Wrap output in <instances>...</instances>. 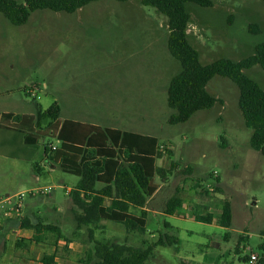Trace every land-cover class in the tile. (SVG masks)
Returning <instances> with one entry per match:
<instances>
[{
	"label": "rangeland",
	"instance_id": "1",
	"mask_svg": "<svg viewBox=\"0 0 264 264\" xmlns=\"http://www.w3.org/2000/svg\"><path fill=\"white\" fill-rule=\"evenodd\" d=\"M187 8L191 14L189 37L203 65L222 58L241 61L264 42V1L216 0L213 8L194 4ZM82 10L74 14L38 11L21 27L0 14V112L31 111L34 99L22 89L39 87V104L48 109L58 101L63 118L154 136L161 147L173 149L171 161L181 168L191 166L192 172H179L172 179L179 182L193 174L188 183L205 182L191 198L193 206L209 203L216 210L225 200L231 203L230 228L182 220V228L193 233L179 235L180 252L174 246L159 247L148 264L199 261L206 253L204 245L215 242L224 253L219 264H250L245 258L252 254L264 259L260 247L264 245V156L251 145L253 131L239 108V88L227 78L215 77L208 90L221 103L196 113L187 123L172 125L168 87L181 66L168 49V18L144 7L141 0H101ZM251 24H259L263 34H252ZM245 73L264 89V69L257 66ZM161 164L158 160L157 165ZM215 172L221 192L206 195V184L218 185ZM156 178L158 183L162 180ZM78 181L77 176L47 160L43 149L33 162L0 155V199L40 187L53 188L49 195H28L24 204L30 210L34 207L43 222L61 228L64 240L53 248L57 264H78L95 240L149 246L145 243L149 236L128 233L112 222H104L94 239L88 228L77 232L66 192ZM160 195L167 199L173 192L164 189ZM51 208H60L61 214L49 212ZM152 221L149 230L159 229L158 222L162 228L164 222H175L160 216ZM41 236L55 242V234ZM240 238L245 239L238 248ZM44 254L41 250V260Z\"/></svg>",
	"mask_w": 264,
	"mask_h": 264
},
{
	"label": "trees",
	"instance_id": "2",
	"mask_svg": "<svg viewBox=\"0 0 264 264\" xmlns=\"http://www.w3.org/2000/svg\"><path fill=\"white\" fill-rule=\"evenodd\" d=\"M98 1L100 0H25L20 3L17 0H0V14L12 25L20 27L26 25L35 12L49 10L74 14ZM115 1L124 3L128 0ZM215 1L141 0L143 6L153 8L168 18V49L181 66L180 73L170 81L168 87V106L174 112L169 123H187L196 113L211 110L221 103L219 98L209 92L208 85L217 76L227 78L239 88V108L246 126L253 131L251 145L264 156V89L245 73L246 70L257 66L264 69V42L256 46L253 55L241 61L222 58L209 65H203L199 51L189 39L191 14L187 6L194 4L201 8H213ZM249 30L255 35L263 34L259 24H251ZM60 116L61 107L57 102L48 109H43L36 103V117L3 115L0 119V155L14 150L6 148L2 143V138L7 136V132L25 136L26 140L34 142L31 154L24 155L22 150L17 152L21 157H25L22 158L25 160L32 159L38 142L44 140L47 160L56 162L65 173L80 178L70 193L75 206L73 214L76 231L88 228L91 238L94 239L95 231L102 228L104 221H109L122 225L128 233L145 235L147 213L141 209L146 207L158 189L154 181L155 174L165 179L168 173L164 168L156 167V157L164 154L157 147V141L136 140L134 149L130 141L133 136L130 134L122 135L113 130L102 133L95 127L62 121ZM35 119L38 130L33 126ZM25 121L30 122V127H26ZM57 133L59 148L53 152L49 146L54 143ZM95 133L97 135H94ZM109 142L110 146L107 145ZM87 148L91 150L87 151ZM165 152L171 154L169 150ZM35 169L38 170V166H35ZM216 181V191L220 192L219 178ZM200 182L197 183V188H203ZM203 193L210 195L211 192L203 189ZM182 205L183 200L178 195L174 196L165 204L164 213L175 215L179 213ZM136 210H140V213L137 214ZM221 211L217 217L219 226L230 228L233 223V211L228 200L221 203ZM193 217L196 221L207 224L214 221L212 214H203L198 209L194 211ZM20 222L24 228L33 227L36 230L38 242L44 241L41 235L47 232L55 234L56 240L64 237L57 225L47 224L42 220L36 226H33L29 219H21ZM179 243L177 237L164 232H160L158 241L149 243L147 248L127 242L95 240L93 248L78 264H148L157 248L172 247ZM260 247L264 250V245ZM245 260L249 261V258L246 257ZM42 262L56 264V255H45ZM259 262L264 264V259Z\"/></svg>",
	"mask_w": 264,
	"mask_h": 264
},
{
	"label": "crops",
	"instance_id": "3",
	"mask_svg": "<svg viewBox=\"0 0 264 264\" xmlns=\"http://www.w3.org/2000/svg\"><path fill=\"white\" fill-rule=\"evenodd\" d=\"M221 1H225V0H221ZM82 9H80L81 11L80 10H78V11L82 12L83 11ZM189 32L190 31L188 29V35H189ZM189 39H190V37H189ZM192 45H193V43H192ZM37 88H39V87H25L22 89V93H24L26 96H31L34 99V106H33V109L31 111L7 109V110L0 112V119L2 118L3 115H12L14 117H17V116H33V117H36V103L39 104L38 101L41 100V96L37 93ZM30 91H32V92H30ZM57 103L59 104L58 101H57ZM41 107H42V105H41ZM62 113H63V111L61 108L60 118L62 121L68 120V121L75 122L77 124H81L85 127H89V128L95 127V128H98L102 133L106 132L107 130H113V131H119L122 135L130 134L133 136L132 140H130V141H132L131 145L134 147V149H135V141L136 140L142 141L141 139H143L146 141L148 139H155L157 141V147L159 149H161L162 152H164L165 146L161 147L160 144L158 143L157 138L154 136L143 135V134H138V133H130L128 131L119 129L117 127H103V126L98 125V124H92V123L82 121L79 119H75V118H63ZM24 123L26 124L27 128L30 127V122L25 121ZM33 126L35 127L36 130H38L39 127L36 126V119L33 121ZM94 135H97V134L95 133ZM122 138H123V136H122ZM43 141L38 142V148L36 149L35 155L32 157V159L31 160H25V159H22L25 157H21L22 155L17 153V152H20L22 150V152H24V155L31 154L33 151L34 142L32 140H26L25 136L7 132V136L5 135L2 138V143L5 145L6 148H12V149L18 150V151L13 150L11 152L3 153V155H1V156L9 158V159H14V160L33 162V160L35 159V157L39 153L40 149L44 150ZM107 145L110 146V142H109V144L107 143ZM92 148H96V147H92ZM90 150H91V148H87V151H90ZM116 150L118 152V148ZM165 150L170 151V153H171V154H169L170 157L167 158L165 156V154H163L161 157H156V167L157 168H164L168 172L167 176L165 177V179H162L158 183V181L156 180L157 179L156 176L158 174H155L154 181L158 185V189L154 193V195L149 199L146 207L144 209H141L147 213V217L145 220L147 232L145 235L149 236L148 237L149 239L146 238V240H145L146 243L157 242L159 239V233L160 232L168 233L170 236H175L178 239H179V235L182 232H186L188 234L193 233L190 230L182 228V226L180 225V221H182V220L188 221L190 219L196 221L193 217V213L196 209L201 211V213H203V214H206L207 212L212 214L214 216V221L208 225H214V226H219V224L217 222V217L222 212L221 211V203L218 204V207L216 208V210L214 207L210 206L209 203H203L204 205L203 204H201V205L195 204L193 206V201H191V198H193L196 195L195 193H197L196 191H198L197 183L200 181H194V182L189 181V183H188V179L193 174L190 177L185 178L179 182L174 181L172 179V178H174V175H177V173L182 172V171L191 173L192 168H191V166H186L185 168H181L179 163H177L175 161H173V162L171 161L172 156H174L173 149L166 148ZM45 158H46V156H45ZM158 160H160L162 162L161 167H159L157 165ZM168 165L170 166V168L166 169L165 166H168ZM79 180H80V178H79ZM202 183H205V182L201 180L200 184H202ZM220 186H221V181L219 183V188H220ZM75 187H71V188L67 189L66 193L70 198H71L70 193ZM44 188H46V187H44ZM40 189H41V187H40ZM164 189H169V191L171 190L173 192V195L169 196L167 199H163L161 197L160 193ZM18 193H21V192H18ZM18 193H16V194H18ZM177 195L183 200L182 208L179 211V213H177L175 215H167L166 213H164V210H163L164 206L172 197L177 196ZM218 201L220 202V200H217V202ZM108 204H110L109 200H108ZM74 209H75V206H74L72 198H71V207H70L69 213L73 214ZM182 210H183V212H182ZM61 211L62 210L60 208L49 209V212H54L56 214H61ZM215 211H217V215H216ZM136 213L139 214L140 210H136ZM0 216H2L1 211H0ZM158 216L170 217L173 220H175V222L174 223L164 222L162 224L163 228L161 227V224L158 222L157 224L160 226L159 229L149 230L148 229L149 223L153 222L152 220H154L155 218H158ZM21 219H23V220L29 219L33 226L38 225V223L41 221L40 213L39 212L36 213L34 207H33V209L30 210L28 207H26L25 204H24L22 216L20 218H16V216L13 215L11 219L5 221L6 224H5L4 228L2 230H0V264H44L41 260V250H42V252L46 253V254H44V256L45 255L53 256V255H55L53 248H56V246L61 244L60 241L64 240V239L61 238L59 240H56V238H55V242H51V241H48V239H46L44 237V241L38 242L37 241L38 235L36 233V230L33 227L32 228H24L23 226H21V224H22V222H20ZM104 222H109V221H104ZM196 222H198V221H196ZM199 223H202V222H199ZM205 224H207V223H205ZM75 230H77V225L75 227ZM77 232H79V231H77ZM244 239L245 238H240V240H239L240 242L238 244V247H240V245L242 244ZM181 246H182V242L180 240V243L178 245H175L174 247H177V250L180 252ZM204 246L206 247V250H205L206 253H204L205 251L203 249L202 252L204 253V255H203V258L201 260H199V261L193 260L190 262H185L182 260L181 264H219L220 259L224 256V253L221 250L220 243L215 242V243L204 245ZM57 259L58 258L56 256V264L58 263Z\"/></svg>",
	"mask_w": 264,
	"mask_h": 264
},
{
	"label": "built area",
	"instance_id": "4",
	"mask_svg": "<svg viewBox=\"0 0 264 264\" xmlns=\"http://www.w3.org/2000/svg\"><path fill=\"white\" fill-rule=\"evenodd\" d=\"M30 92H32V91H30ZM58 136H59V133L56 134V138H55L54 143H51L49 146L53 152H55L59 148ZM43 143H45V141H43ZM218 177H219L218 173L215 172L214 178L217 179ZM201 186L204 187V183H202ZM206 187L208 188V190L211 193H213L216 191L217 185L216 184H214V185L207 184ZM51 189L52 188L32 190V191L27 192V193L22 192V193H18V194L9 196L7 198L0 199V211L2 212V216H0V230L5 226V224H6L5 221L11 219L13 215L16 216V218H20L22 216L23 208H24V201L28 195L35 196L38 193L41 195H49L51 193ZM259 260H260V257L258 254H252L249 257V263L250 264H258Z\"/></svg>",
	"mask_w": 264,
	"mask_h": 264
}]
</instances>
